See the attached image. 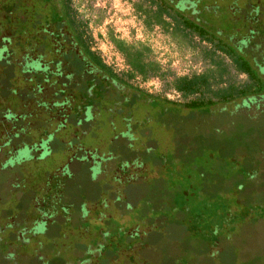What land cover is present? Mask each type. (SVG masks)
I'll return each instance as SVG.
<instances>
[{
    "label": "rangeland",
    "instance_id": "1",
    "mask_svg": "<svg viewBox=\"0 0 264 264\" xmlns=\"http://www.w3.org/2000/svg\"><path fill=\"white\" fill-rule=\"evenodd\" d=\"M60 1L0 0V264H264V82L207 110L161 77L114 85ZM183 1L264 78V0ZM72 2L118 72L109 31L150 45L170 81L211 66L138 0Z\"/></svg>",
    "mask_w": 264,
    "mask_h": 264
},
{
    "label": "trees",
    "instance_id": "2",
    "mask_svg": "<svg viewBox=\"0 0 264 264\" xmlns=\"http://www.w3.org/2000/svg\"><path fill=\"white\" fill-rule=\"evenodd\" d=\"M57 6L63 18L62 24L65 26L62 30L70 32L75 44L84 54L82 59L87 64H92L91 70L95 68L98 73L109 77L114 85L122 83L131 87V82L137 78L148 81L153 77H161L167 81L168 88H172L187 99L182 107L191 110H207L218 103L232 102L263 91L264 78L258 69L255 70L252 61L232 43L221 39L218 30H214L213 25L210 27L204 23L200 14L189 16L187 7L185 8L188 5H185L183 0H138L135 3L136 10L144 16L146 25L151 29L160 26L165 32L179 36L187 43H193L198 39L200 44H207L204 53L211 66L202 73L175 76L172 81L168 80L171 72L163 69L161 62L154 57L150 45L141 40L128 41L109 31L110 41L128 65L126 71H116L112 65L104 61L99 51L93 48V37L89 32L88 21L79 17L72 0H61ZM62 30L57 34L63 35ZM226 58L230 60L229 64L225 63ZM232 69L237 75L246 74V80L241 82L231 79L234 75L231 73ZM132 87L139 94L142 93L138 86ZM155 100L166 105V100L159 98ZM174 106L177 107L178 104H172L171 108Z\"/></svg>",
    "mask_w": 264,
    "mask_h": 264
}]
</instances>
